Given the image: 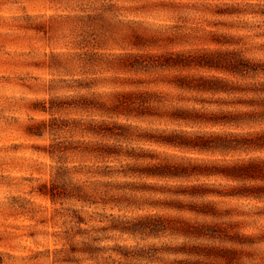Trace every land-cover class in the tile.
I'll return each mask as SVG.
<instances>
[{"label": "clouds", "instance_id": "obj_1", "mask_svg": "<svg viewBox=\"0 0 264 264\" xmlns=\"http://www.w3.org/2000/svg\"><path fill=\"white\" fill-rule=\"evenodd\" d=\"M258 138L264 0H0V264H264Z\"/></svg>", "mask_w": 264, "mask_h": 264}, {"label": "rangeland", "instance_id": "obj_2", "mask_svg": "<svg viewBox=\"0 0 264 264\" xmlns=\"http://www.w3.org/2000/svg\"><path fill=\"white\" fill-rule=\"evenodd\" d=\"M177 115H184L183 113H177ZM232 117L229 116H220V117H216V119H231ZM168 141H179L180 143H185V144H193V145H200V146H207L210 143H213L214 141L211 139L205 140L203 138H198L195 141H189V140H185L183 138H179V137H166L164 138ZM219 139V138H217ZM259 140H264V138H258ZM223 142V141H221ZM239 142H247V141H237ZM193 171H196L197 169L194 167L192 169ZM147 171L150 172H158V173H163V172H171L172 174H180L182 172H187V169L184 168H179V169H171L168 167H160V168H153V169H147ZM216 171H220V172H224V173H231V172H249V173H253L256 172L257 169L255 168V166L250 165L248 168L246 169H227V168H222V169H216ZM193 191H196V189H193Z\"/></svg>", "mask_w": 264, "mask_h": 264}]
</instances>
